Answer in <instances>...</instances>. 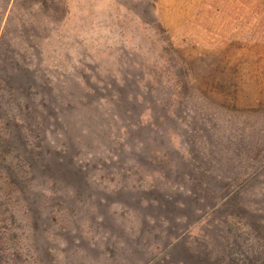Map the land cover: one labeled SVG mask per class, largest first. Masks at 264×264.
<instances>
[{
	"label": "rangeland",
	"instance_id": "rangeland-1",
	"mask_svg": "<svg viewBox=\"0 0 264 264\" xmlns=\"http://www.w3.org/2000/svg\"><path fill=\"white\" fill-rule=\"evenodd\" d=\"M10 1L0 264H264V0Z\"/></svg>",
	"mask_w": 264,
	"mask_h": 264
},
{
	"label": "trees",
	"instance_id": "trees-1",
	"mask_svg": "<svg viewBox=\"0 0 264 264\" xmlns=\"http://www.w3.org/2000/svg\"><path fill=\"white\" fill-rule=\"evenodd\" d=\"M12 2V0L10 1V3ZM4 20L5 19H2L1 21H0V31H1V27H2V23H4ZM10 22H11V19H9V21H8V24H10ZM6 32H8V27L6 28V31L4 32V36H5V34H6ZM3 42H4V39H2V41H1V43H0V58H1V51L3 50V45H1V44H3ZM1 62V61H0ZM20 65V64H19ZM19 65H15L14 66V72H13V74H9L8 75V77H7V79L8 80H5V82H8V81H10V82H16V80H17V78L23 73V71H24V68H21V67H19ZM11 87H15L13 84H11ZM7 169H8V171L9 172H13V173H15V170H13L12 171V168L11 167H6ZM20 177H22V176H20ZM27 185V184H26ZM36 196V195H35ZM203 264H206V263H203Z\"/></svg>",
	"mask_w": 264,
	"mask_h": 264
}]
</instances>
